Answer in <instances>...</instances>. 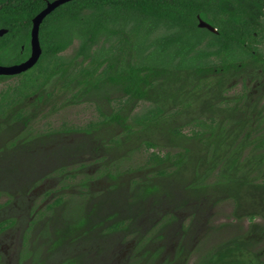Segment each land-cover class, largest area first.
<instances>
[{"label": "trees", "instance_id": "1", "mask_svg": "<svg viewBox=\"0 0 264 264\" xmlns=\"http://www.w3.org/2000/svg\"><path fill=\"white\" fill-rule=\"evenodd\" d=\"M53 1L0 0V29L6 30L0 36V66L17 65L30 56L32 20ZM235 8H239V16ZM254 9H262L256 0L65 2L39 24L41 53L36 63L20 74L0 76V84L16 79L13 86L0 89V132L19 128L28 134L35 120L45 121L67 106L89 103L97 110L98 121L84 128H63L61 133L85 134L113 148L128 147L137 140L154 146L152 140L158 135L177 147L182 137L172 125L189 112L194 114L191 123L201 129L193 132L190 139L211 148V157L196 160L190 148L179 145L180 152L172 157L168 153L149 154L144 169L155 171L153 179L167 175L178 178L188 170L196 178L187 190L197 195L205 188L198 173L201 164H205L204 173L209 175L221 165V154L232 152L240 134L244 147L264 148V135L253 136L255 128L264 123V114L256 111L257 117H263L255 120L257 126L253 127L254 111L247 102L250 92L244 90L237 99L227 95V85L237 76H254L257 70L264 69V26L260 17L256 18L257 13L253 15ZM198 19L216 32L199 28ZM73 44L71 55H63ZM139 103L148 104V108L133 114ZM237 112L249 117L250 128H243L244 132L236 127ZM60 132L49 131L40 137L48 139ZM23 139L19 141L24 143ZM169 162L173 168L166 173L161 166ZM150 179L135 184V195L142 200L160 190ZM61 203L60 198L56 199L47 209ZM83 221L67 229H77ZM14 224L12 219L0 220V234ZM102 224L98 220L90 226V232L100 230ZM124 228L111 225L102 230L109 234ZM154 255L142 253L144 258ZM181 255L180 249L176 258ZM216 256L217 253L206 258Z\"/></svg>", "mask_w": 264, "mask_h": 264}, {"label": "rangeland", "instance_id": "2", "mask_svg": "<svg viewBox=\"0 0 264 264\" xmlns=\"http://www.w3.org/2000/svg\"><path fill=\"white\" fill-rule=\"evenodd\" d=\"M234 13L241 12L235 8ZM73 48L74 44L63 55H71ZM240 76L227 85V95L237 99L244 90L250 92L247 102L256 127L255 120L263 117H257L256 111L264 114V92L252 82L256 77ZM15 80L0 84V89L13 86ZM147 108L148 104L139 103L133 114ZM193 117L184 113L172 125L182 137L177 147L158 135L152 140L154 146L137 140L113 148L85 134L61 133L63 128L74 130L98 121L99 114L89 103L67 106L45 121L35 120L28 134L19 128L0 132V220L15 222L0 234V264H197L230 249L234 240L243 246L238 262L264 264V218L247 217L264 206L259 200L264 195V148L244 147L240 134L232 152L221 154V165L209 175L201 164L198 173L205 188L197 195L187 190L196 178L188 170L178 178L153 179L155 171L144 169L149 154L172 157L180 152L179 145L190 148L196 160L211 157V148L190 139L201 130L191 123ZM234 119L239 131L250 128L247 113L237 112ZM49 131L60 134L40 137ZM263 135L264 123L253 133L256 138ZM161 167L166 173L173 168L170 162ZM147 178L160 190L142 200L135 195V184ZM59 198V206L47 209ZM80 219L84 220L80 227L67 229ZM98 220L103 221L101 229L90 232ZM111 225L125 228L106 234L102 229ZM180 249L182 255L176 258ZM144 251L156 255L144 258Z\"/></svg>", "mask_w": 264, "mask_h": 264}, {"label": "water", "instance_id": "3", "mask_svg": "<svg viewBox=\"0 0 264 264\" xmlns=\"http://www.w3.org/2000/svg\"><path fill=\"white\" fill-rule=\"evenodd\" d=\"M70 0H55L51 3H48L46 7L38 13L32 20V28L30 31V56L22 63L12 66H0V76H14L20 74L29 68H31L37 61L41 50L38 43V27L42 19L49 14L52 10H54L59 5L68 2ZM197 26L199 28L207 29L208 31L215 33L216 29L212 28L207 23L198 19ZM6 30L0 29V36H2Z\"/></svg>", "mask_w": 264, "mask_h": 264}, {"label": "flooded vegetation", "instance_id": "4", "mask_svg": "<svg viewBox=\"0 0 264 264\" xmlns=\"http://www.w3.org/2000/svg\"><path fill=\"white\" fill-rule=\"evenodd\" d=\"M260 5H262V9L261 11L259 12L257 9H254V12H253V15L256 17V13H257V17H260V18H263L264 19V0H256ZM251 9V8H250ZM260 23L261 24H264L263 21L260 20ZM262 52L264 53V50H262ZM249 69H251L249 67ZM251 77V80L252 82L254 81L256 83V87H258L260 90H262L264 92V69L263 71L262 70H257V75L255 76H250ZM249 82V81H248ZM260 184V183H259ZM261 185L264 186V184L261 183ZM255 185H250V187H253L254 188ZM254 194H251V196H253ZM263 197L261 199H259L260 201L264 200V195H262ZM260 206L262 207V209L260 208V210H256L257 213L255 215H251V214H248V218L250 220H254V217L256 218L257 216L258 217H261L262 219L264 218V214L263 215H257L259 212H262L264 213V206L260 204ZM251 208H255L254 204H252V207ZM236 217V215H235ZM247 218V219H248ZM254 227V226H253ZM252 227V228H253ZM263 231H261L262 234H264V229H262ZM252 237V236H251ZM261 237V236H260ZM260 237L257 239L259 240ZM250 238V237H249ZM248 239H245L244 241H246ZM238 240H234L232 243V247L230 249L226 248L227 250L224 252V250H222L221 252H218L217 253V256L214 257L213 259H208V260H211L210 264H242L240 262H238V252H240L242 250V245H238V243L240 242H237ZM242 243V242H241ZM246 243V242H245ZM243 244V243H242ZM241 246V247H239ZM221 254V253H225L224 255H218V254ZM183 260V258H182ZM187 260V258L185 259V261ZM207 258H205L200 264H206V262L208 261ZM248 264H251V262L249 261Z\"/></svg>", "mask_w": 264, "mask_h": 264}]
</instances>
